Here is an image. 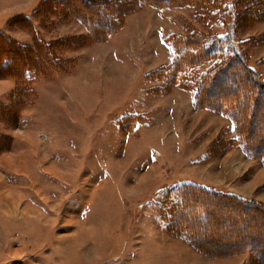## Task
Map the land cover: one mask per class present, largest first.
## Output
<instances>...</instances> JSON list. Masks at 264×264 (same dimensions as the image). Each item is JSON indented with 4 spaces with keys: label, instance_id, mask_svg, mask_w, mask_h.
<instances>
[{
    "label": "rangeland",
    "instance_id": "obj_1",
    "mask_svg": "<svg viewBox=\"0 0 264 264\" xmlns=\"http://www.w3.org/2000/svg\"><path fill=\"white\" fill-rule=\"evenodd\" d=\"M237 1L143 4L118 17L111 34L143 10L111 44L59 0H0V32L27 47L40 39L62 64L16 79L13 100L0 102V264H264L248 250L196 248L195 224L173 229L171 197L188 180L247 194L251 178L264 182L263 159L244 150L228 111L195 104L199 75L222 54L172 67L185 36L232 31L264 80V0ZM216 243L206 247L224 248Z\"/></svg>",
    "mask_w": 264,
    "mask_h": 264
},
{
    "label": "trees",
    "instance_id": "obj_2",
    "mask_svg": "<svg viewBox=\"0 0 264 264\" xmlns=\"http://www.w3.org/2000/svg\"><path fill=\"white\" fill-rule=\"evenodd\" d=\"M59 1L70 14L86 24L93 39H104L118 28L120 15L134 11L138 6L146 3L155 6L178 5L198 0ZM237 2L240 4L243 1ZM231 32H226L223 36L209 37L197 32L183 36L182 43L176 45L179 52L172 62V67L177 72L183 69L182 66L192 67L216 53L222 54L218 62L210 64L206 71L199 75L195 104L215 107L219 111L227 110L235 123L244 150L260 156L264 161V125L259 124V121L264 119V80H259L258 74L248 63L247 53L233 42ZM61 66L59 59L51 55L40 39H36L33 47H27L0 32V78L16 80L30 72L48 73L60 69ZM159 70L163 72V66ZM172 81L175 82L176 77H173ZM222 84L228 86L224 87ZM231 88L236 91H230ZM187 186L181 189L180 195L176 193L171 197V203L176 205V213L173 215L178 216L173 229L184 232V225L195 224V228L190 229L187 234L196 241V248L214 256H228L248 250L252 257L255 255L260 259L258 262H264V241L259 238V231L256 230L262 222L257 223L255 215H252L258 211L264 215L263 204L249 201L231 192L208 190L195 184ZM225 227H228L227 230L234 227L236 236L231 237V233H225ZM217 240L222 242L224 248H214L210 251L207 247H215ZM231 241H234L235 245L224 246Z\"/></svg>",
    "mask_w": 264,
    "mask_h": 264
},
{
    "label": "crops",
    "instance_id": "obj_3",
    "mask_svg": "<svg viewBox=\"0 0 264 264\" xmlns=\"http://www.w3.org/2000/svg\"><path fill=\"white\" fill-rule=\"evenodd\" d=\"M151 10H152V8H151ZM141 12H143V10L135 11L134 14H131L130 16H127L126 19H125L124 25L120 29V31H118L117 33H114V34H110L109 35L110 38L106 42L114 44V41H113L114 37L116 39H122L124 36H126V34L128 33V30H126V29H128V27L131 26V23H129L130 22L129 19L131 18V16L138 15ZM157 14H159V13H157ZM161 28H162V26L160 24V26L157 29L158 33H160ZM85 32L88 33V31H85ZM96 44H97V41L92 42V46H94ZM158 44L161 47V45H162V35L161 34L159 36ZM112 48H114V46H112ZM114 51H116V50H114ZM173 54L174 53H172L171 57L168 59L167 62L171 61ZM162 64H163V62L159 63L158 67L161 66ZM152 86H155V85L153 84ZM16 88H17V81L14 78H0V102L2 104L10 103L11 100H12V95H13V93H14ZM192 99H193V97H192ZM27 116L28 115H26V119L24 120V122L26 124H27ZM28 126L31 127L30 125H28ZM1 131L4 132V129H2ZM6 132L9 133L10 131H6ZM255 180H256V178H254V179L251 178L250 181L248 182V184H250V187H251L250 189H248L249 190L248 194L245 193L244 190H242L243 192H241V191H239L237 189H229V188L223 187L221 185H220V187H216V185H211L210 183L203 182V181H201L199 179L198 180L194 179V181H190V180H188V181L192 182L194 184L206 185V186H208L210 188L219 189V190H222L224 192H233L234 194H238V196L240 195V197H242L244 199L257 200V201L261 200V201H263L264 200V192L263 193L262 192L259 193L258 189L264 187V185H263L264 182H260L259 183V182H256ZM217 186H219V185H217ZM255 189L258 190L257 191L258 193L257 192L254 193ZM262 189H264V188H262ZM236 258H238V257H236ZM226 259L228 260V258H226ZM243 260H244V258H243ZM226 263H229V264L232 263L233 264V263H241V262L239 260L234 259V257H232V258H229V260Z\"/></svg>",
    "mask_w": 264,
    "mask_h": 264
},
{
    "label": "bare ground",
    "instance_id": "obj_4",
    "mask_svg": "<svg viewBox=\"0 0 264 264\" xmlns=\"http://www.w3.org/2000/svg\"><path fill=\"white\" fill-rule=\"evenodd\" d=\"M50 170H51V169H50ZM147 177H148V173L142 175V180L144 181ZM142 180H141V181H142Z\"/></svg>",
    "mask_w": 264,
    "mask_h": 264
}]
</instances>
